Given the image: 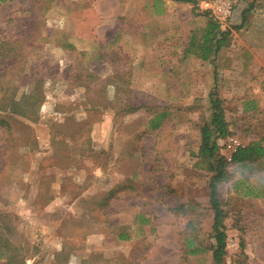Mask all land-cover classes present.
<instances>
[{
	"label": "rangeland",
	"instance_id": "obj_1",
	"mask_svg": "<svg viewBox=\"0 0 264 264\" xmlns=\"http://www.w3.org/2000/svg\"><path fill=\"white\" fill-rule=\"evenodd\" d=\"M201 1L0 0V264H215L201 131L264 145V0L209 60ZM227 162L223 264H264V158Z\"/></svg>",
	"mask_w": 264,
	"mask_h": 264
},
{
	"label": "trees",
	"instance_id": "obj_2",
	"mask_svg": "<svg viewBox=\"0 0 264 264\" xmlns=\"http://www.w3.org/2000/svg\"><path fill=\"white\" fill-rule=\"evenodd\" d=\"M184 3L195 4L196 0H178ZM229 31H224L222 25L215 21L212 17L209 21L208 28L206 29L201 43H198L196 38L193 37L188 52L200 54L203 60H209L212 56L216 55L224 46L227 40ZM199 49V51H198ZM216 91L210 93V97L214 98ZM213 114L211 123L206 124L201 131V147L199 155L205 160H215L216 164L211 167L214 171L213 176L209 182V200L213 210V224L211 236L214 243L211 247L212 257L215 264H223L226 256L227 247V234L224 219L226 212L221 206L219 199L218 187L219 184L228 179L227 173V160L219 155V147L215 142L217 137L225 138L228 136L227 124L224 119V110L221 107V100L216 98L212 99ZM264 158V145L261 141H253L247 145L241 146L232 158V163H243L247 161H254ZM187 248L192 247L189 239H186ZM197 249H191L189 253H197ZM12 264H24L12 263Z\"/></svg>",
	"mask_w": 264,
	"mask_h": 264
},
{
	"label": "built area",
	"instance_id": "obj_3",
	"mask_svg": "<svg viewBox=\"0 0 264 264\" xmlns=\"http://www.w3.org/2000/svg\"><path fill=\"white\" fill-rule=\"evenodd\" d=\"M200 7L203 11L209 13L211 17L221 25L229 20L233 14V5L227 0H202ZM230 153L227 155V161L231 162L238 149L243 146L237 138L227 139Z\"/></svg>",
	"mask_w": 264,
	"mask_h": 264
},
{
	"label": "crops",
	"instance_id": "obj_4",
	"mask_svg": "<svg viewBox=\"0 0 264 264\" xmlns=\"http://www.w3.org/2000/svg\"><path fill=\"white\" fill-rule=\"evenodd\" d=\"M168 9H166V11H167ZM161 12V11H160Z\"/></svg>",
	"mask_w": 264,
	"mask_h": 264
}]
</instances>
